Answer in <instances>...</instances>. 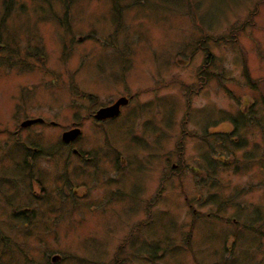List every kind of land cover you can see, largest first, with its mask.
Returning <instances> with one entry per match:
<instances>
[{
    "label": "rangeland",
    "instance_id": "rangeland-1",
    "mask_svg": "<svg viewBox=\"0 0 264 264\" xmlns=\"http://www.w3.org/2000/svg\"><path fill=\"white\" fill-rule=\"evenodd\" d=\"M0 264H264V0H0Z\"/></svg>",
    "mask_w": 264,
    "mask_h": 264
},
{
    "label": "water",
    "instance_id": "water-1",
    "mask_svg": "<svg viewBox=\"0 0 264 264\" xmlns=\"http://www.w3.org/2000/svg\"><path fill=\"white\" fill-rule=\"evenodd\" d=\"M127 101H128L127 97L119 96V98H117L114 102H112L108 106L98 107V109L93 113L94 118L99 120V119H104V118H110L111 116L117 115L120 110V105L126 104ZM41 120L42 118L40 117L27 118V119H24V121H22L20 125L22 127H25V125L34 123L35 121H41ZM79 132H80L79 127L71 128V129H68L67 131L62 132L61 138L64 142L68 143V141L75 139Z\"/></svg>",
    "mask_w": 264,
    "mask_h": 264
},
{
    "label": "flooded vegetation",
    "instance_id": "flooded-vegetation-1",
    "mask_svg": "<svg viewBox=\"0 0 264 264\" xmlns=\"http://www.w3.org/2000/svg\"><path fill=\"white\" fill-rule=\"evenodd\" d=\"M128 100H129V99H128ZM127 104H128V103L126 102V104H122V105H120V109H121L122 106L127 105ZM107 106H108V105H107ZM119 112H120V110H119ZM118 114H119V113H118ZM112 117H113V116H111L110 118H104V119H101V120H103V121H104V120H110ZM114 117H115V116H114ZM99 121H100V120H99ZM99 121H97V122H99ZM73 150L76 151L75 148H74ZM77 154L79 155L80 153H77Z\"/></svg>",
    "mask_w": 264,
    "mask_h": 264
}]
</instances>
